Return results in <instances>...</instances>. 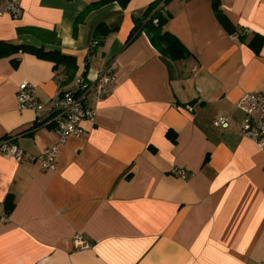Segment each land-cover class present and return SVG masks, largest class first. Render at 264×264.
<instances>
[{
    "label": "crops",
    "instance_id": "obj_1",
    "mask_svg": "<svg viewBox=\"0 0 264 264\" xmlns=\"http://www.w3.org/2000/svg\"><path fill=\"white\" fill-rule=\"evenodd\" d=\"M96 1L22 0L17 18L0 16V41L75 64L68 79L33 53L0 58V140L10 136L25 156L0 153V264H264V155L241 134L235 106L264 93V0H170L164 28L188 52L178 60L163 58L143 31L132 34L154 0L106 4L74 31ZM101 23L110 33L90 52ZM105 66L116 81L100 102L89 97L94 122H82L54 169L42 170L36 158L57 138L53 125L18 109V85L30 83L49 106L76 76L94 80ZM218 118L228 127H214ZM75 237L89 246L76 248Z\"/></svg>",
    "mask_w": 264,
    "mask_h": 264
},
{
    "label": "built area",
    "instance_id": "obj_2",
    "mask_svg": "<svg viewBox=\"0 0 264 264\" xmlns=\"http://www.w3.org/2000/svg\"><path fill=\"white\" fill-rule=\"evenodd\" d=\"M21 2L22 0H0V16L17 18L22 12ZM115 81L111 66H105L94 80H88L80 74L74 79V88L60 91L49 106L37 101L34 87L30 83L22 82L18 85L16 93L18 109L31 110L39 126L53 125V132L57 138L54 144L45 148L36 158L42 170L54 169L59 146L67 137L81 135L82 122H94L96 109L88 104L89 97L94 102H100L114 87ZM235 106L243 113L241 134L252 140L264 155V93H245L236 101ZM44 113L46 117H43ZM212 124L214 127H228L227 121L222 118L215 119ZM0 153L7 154L17 163L25 160L23 150L11 141L10 136L0 140ZM173 174L182 179L189 177L184 170H175ZM74 240L78 249L89 246L82 238L75 237Z\"/></svg>",
    "mask_w": 264,
    "mask_h": 264
},
{
    "label": "trees",
    "instance_id": "obj_3",
    "mask_svg": "<svg viewBox=\"0 0 264 264\" xmlns=\"http://www.w3.org/2000/svg\"><path fill=\"white\" fill-rule=\"evenodd\" d=\"M130 0H97L88 5L76 18L74 28L80 23L84 16L90 11L102 7L106 4L116 2L119 6L125 7ZM170 0H154L149 3L146 10L139 17L134 18V28L132 34L138 31H143L150 44L160 53L163 58L170 60H178L185 58L188 52L184 46L172 34L165 30L164 26L170 18V14L165 10V6ZM215 6V15L218 22L229 33H235V26L229 19ZM110 33V29L105 24H98L92 32V40L90 45V52L95 46L102 45L105 38ZM96 43V44H94ZM33 53L38 57L46 58L54 63V68L63 67L66 78L72 79L75 73V64L73 58L63 55L57 51H45L43 49L34 48L28 45H17L4 41H0V58L10 56L14 53ZM172 137V134H169ZM4 210L9 212L13 206L14 201L11 195L6 196L4 200Z\"/></svg>",
    "mask_w": 264,
    "mask_h": 264
}]
</instances>
